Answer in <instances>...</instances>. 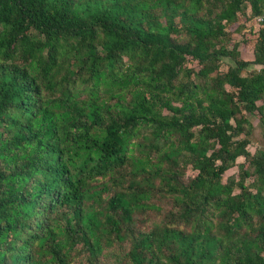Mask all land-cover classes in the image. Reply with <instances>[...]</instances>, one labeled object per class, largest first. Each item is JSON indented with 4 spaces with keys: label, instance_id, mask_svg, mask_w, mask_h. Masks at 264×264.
I'll list each match as a JSON object with an SVG mask.
<instances>
[{
    "label": "trees",
    "instance_id": "trees-1",
    "mask_svg": "<svg viewBox=\"0 0 264 264\" xmlns=\"http://www.w3.org/2000/svg\"><path fill=\"white\" fill-rule=\"evenodd\" d=\"M247 8L264 16L0 0V264H264V17L253 60L232 38Z\"/></svg>",
    "mask_w": 264,
    "mask_h": 264
},
{
    "label": "rangeland",
    "instance_id": "rangeland-1",
    "mask_svg": "<svg viewBox=\"0 0 264 264\" xmlns=\"http://www.w3.org/2000/svg\"><path fill=\"white\" fill-rule=\"evenodd\" d=\"M241 23L243 24V28L240 31V33L233 35L234 37L233 40H239L240 44L242 43V40L244 38H248L247 33H250L251 35H255L252 30H259V28L261 27V23H263V20H261L259 17H253L251 12L249 11V9L247 8L245 10V15L243 14V12L240 14L239 19L237 21V24ZM247 29V30H246ZM246 30V31H245ZM240 34V35H239ZM257 37V36H256ZM256 37L254 39H256ZM245 45V44H244ZM243 44L239 45V48L241 47V50L243 49V56L249 60H251L253 58V54H252V49H253V44H251L250 46H247L245 48ZM245 48V49H244ZM189 66L198 68V64L195 62H189L187 63ZM231 65V60L229 58H224L222 60V64L220 69L222 71H226L228 69V66ZM253 66H251L249 69L252 70ZM66 71L64 70L63 73H65ZM62 73V74H63ZM229 87V86H228ZM230 88V87H229ZM251 121L256 123V125H254V129H253V133L251 134V142L250 145L248 146L249 150L252 152H255L256 149L261 148L264 149V136H263V127L261 124V121L259 119V116L257 114H253L249 116ZM238 163L244 162V158L243 157H239L238 158ZM193 171L188 170L187 176L192 175ZM239 174V168L238 165H235L234 167H232L231 169H229L225 176H224V181H226V179L229 176H233V175H238ZM252 180V178L247 180V183H250Z\"/></svg>",
    "mask_w": 264,
    "mask_h": 264
},
{
    "label": "crops",
    "instance_id": "crops-1",
    "mask_svg": "<svg viewBox=\"0 0 264 264\" xmlns=\"http://www.w3.org/2000/svg\"><path fill=\"white\" fill-rule=\"evenodd\" d=\"M237 34H238V33H237ZM239 35H240V34H239ZM237 40H238V39H237ZM238 41H239V40H238ZM241 44H243V45L245 44V45H244V46H245V48H246L247 46H250V45H251L250 43H244V42H242ZM241 44H240V45H241ZM245 48H244V49H245ZM239 49H240V51H241V56H242V58H243V59H246V60H249V59H247V58H245V57L243 56V54H242V53H243V52H242V51H243V49L241 50V47H240ZM252 50H253V51H252L253 58H252L251 60H253V59H254V46H253V49H252ZM253 67H254V66H253ZM254 125H256V123H255V122H254Z\"/></svg>",
    "mask_w": 264,
    "mask_h": 264
},
{
    "label": "built area",
    "instance_id": "built-area-1",
    "mask_svg": "<svg viewBox=\"0 0 264 264\" xmlns=\"http://www.w3.org/2000/svg\"><path fill=\"white\" fill-rule=\"evenodd\" d=\"M264 17V16H263ZM263 17H260V19L262 20L263 19Z\"/></svg>",
    "mask_w": 264,
    "mask_h": 264
}]
</instances>
